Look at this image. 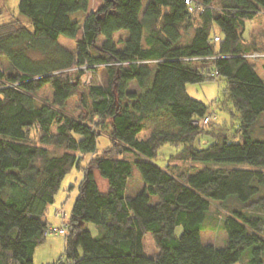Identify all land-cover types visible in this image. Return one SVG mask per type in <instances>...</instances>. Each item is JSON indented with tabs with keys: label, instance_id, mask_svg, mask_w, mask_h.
<instances>
[{
	"label": "trees",
	"instance_id": "16d2710c",
	"mask_svg": "<svg viewBox=\"0 0 264 264\" xmlns=\"http://www.w3.org/2000/svg\"><path fill=\"white\" fill-rule=\"evenodd\" d=\"M143 1L104 0L81 23L72 14L87 12L91 0H20L26 21L14 15L0 21V58L11 67L0 63V264H34L49 234L48 208L79 164L77 153L92 157L83 168L64 253L53 264H235L243 254L249 264H264V140L251 136L264 112V81L244 56L264 50L245 46L241 29L264 10V0H149L145 7ZM122 31L128 36L119 48L115 35ZM61 36L75 40L76 50L63 46ZM211 56L223 57L191 60ZM99 66L108 83L91 84L81 96L89 117L69 116L63 110L81 92L85 67ZM217 77L227 80L240 117L236 137L206 128L209 107L187 92L188 84ZM132 81L139 90L130 89ZM46 85L53 99L39 105L36 93ZM148 123L152 130L141 139ZM108 128L112 145L94 156ZM205 137L207 144L198 147ZM167 143L183 146L178 159L205 167L159 166L153 159ZM49 146L64 151L55 154ZM235 163L253 167L226 166ZM135 167L144 186L129 195ZM96 172L107 180L106 190ZM230 196L259 211L233 210L223 219L226 245L204 244L211 201ZM85 223L98 225V235L83 229ZM149 233L154 256L145 251Z\"/></svg>",
	"mask_w": 264,
	"mask_h": 264
},
{
	"label": "rangeland",
	"instance_id": "374dc122",
	"mask_svg": "<svg viewBox=\"0 0 264 264\" xmlns=\"http://www.w3.org/2000/svg\"><path fill=\"white\" fill-rule=\"evenodd\" d=\"M149 0H144V7L148 3ZM104 0H91L90 2V9L93 7L94 9L99 8L102 5ZM0 3H5L7 6L8 11H15L17 14L19 12V3L20 0H0ZM87 12L78 11L72 14V18L78 19L81 23L83 22L84 18L86 17ZM23 16V15H21ZM255 19L252 21H247L245 31L244 27L241 28L243 31V37L245 39H250V30L255 24L254 33L258 36L260 40L261 38L264 41V10L257 13L255 15ZM25 17V16H24ZM27 18V17H26ZM4 19V18H3ZM198 22V19H196ZM192 28L188 31L187 29L184 30L183 40H187V38L191 34ZM128 36L127 31L119 32L115 35V41L118 42V47L123 46V40L126 39ZM255 37V39L260 42V40ZM122 40V41H120ZM60 43L65 46L66 48L75 51L76 50V41L73 39L66 38L61 36ZM102 38L99 39V44L102 42ZM258 44V43H257ZM4 57V56H3ZM5 59H1L2 68L6 71L10 70V64L6 57ZM252 60V59H250ZM255 62L257 66V71L260 74V77L264 81V55L258 59L252 60ZM150 68H155L153 63L149 64ZM85 75L81 77V92L77 95L71 97L65 108L64 112L69 114V116L75 118H88L90 115V109L83 103L81 100V96L87 94L88 86L91 84H98V85H107L108 83V74L105 68L99 66L94 69H86L85 68ZM227 80L223 77H217L214 79H208L202 83L198 84H188L187 85V92L188 94L205 103L209 107V114L212 115L211 122L206 125V128L212 130L215 133H226L230 137H236L238 135V131L234 129L240 125V117L238 111L234 108L233 102L229 99L227 95ZM130 89L132 90H139V86L136 81H132L129 84ZM53 88L51 85L44 86L41 90L36 93V101L37 103L43 104L46 102H51L53 99ZM89 104V103H88ZM232 111V112H231ZM234 114V115H233ZM56 125L53 127V131H55ZM111 128H108L107 131H104L103 134L99 136L97 151L94 156H101L103 152L109 148L112 144L111 137L109 135ZM152 130V124L148 123L147 130H143L139 137L141 139H146L150 131ZM34 137V134H32ZM251 136L256 139L264 140V112L261 114L259 119L255 122L252 127ZM206 138V137H205ZM206 139H202L199 142H196L198 147L205 146L207 144ZM53 153L59 154L64 151L63 148L49 146ZM183 151L182 145L176 144H164L160 147L157 156L153 159V162L158 164L161 167L167 166L174 167V164L178 166V169L183 172H192L196 170H200L205 167L204 163L201 162H193L187 159H178ZM80 156L79 164L75 165L64 177L63 182L61 184L60 190L55 196V201L51 205L49 209V213L47 214V219L52 220L53 216V208H63L64 211L67 213V217L70 216L74 201L78 195L79 185L82 180L83 176V168L88 165L90 158L92 157L91 153H77ZM126 158L131 160H135L136 156L132 153L125 154ZM211 166V165H210ZM219 165L213 164L212 167H218ZM228 167H241V168H252L253 166L248 164H226ZM96 179L100 185L102 190H106L108 188V183L105 178L99 175L96 172ZM144 181L142 179L140 171L135 167L133 171L132 177L129 179V185L127 189V193L129 195H135L143 188ZM264 196V188L260 194ZM259 197V196H258ZM158 198L156 196H152V202L156 203ZM235 209H243L245 212L256 213L259 210L255 209L254 205H243L242 203L238 202L235 197L230 196L225 201L220 200H213L211 201V206L207 218L203 225L202 230V240L204 244H212L217 247H222L226 245L228 234L223 228V219L230 215V213ZM262 214V213H261ZM53 222V221H51ZM57 223V222H56ZM59 227V226H58ZM58 227H55L57 229ZM83 229H87L91 231V233L95 236L98 235L99 227L95 223H85L83 224ZM182 227L179 226L176 229V234L180 236L182 234ZM264 235V232H263ZM64 238L65 234L59 233L56 231H52L47 235V238L44 242L37 246L34 254V264H53L57 262L59 258L62 257L64 253ZM61 240L60 244H58L57 240ZM144 246L145 251L148 255L154 256L157 254L158 249L154 242L153 236L149 233L144 238ZM58 252V253H57ZM249 256L247 254H243L240 261L235 264H249Z\"/></svg>",
	"mask_w": 264,
	"mask_h": 264
},
{
	"label": "crops",
	"instance_id": "0c3cea01",
	"mask_svg": "<svg viewBox=\"0 0 264 264\" xmlns=\"http://www.w3.org/2000/svg\"><path fill=\"white\" fill-rule=\"evenodd\" d=\"M97 2H98V0H96ZM103 3V2H102ZM0 5L1 6H3V9H4V13L2 14V15H0V21H7L8 19H10V17H11V15H14V16H16L17 18H20L21 20H23V21H26L25 20V18L23 17V16H21V14H17L15 11H8V9H10V8H8L7 9V6H6V4L5 3H0ZM94 10H96V9H94L93 7L90 9V4H89V8H88V11H87V14L88 13H90L91 11H94ZM86 14V15H87ZM255 17L256 16H254L252 19H248V20H246V22H245V25H244V31H245V27H246V23H247V21H252L253 19H255ZM4 18V19H3ZM255 24H257V23H254V26L252 27V29L250 30V39H245L244 37V45L245 46H247V47H249V48H251V49H253V48H260V49H262V50H264V41H263V39L261 38V40L258 38V37H261V36H258L257 37V35L254 33V30H255ZM257 28H258V24H257ZM242 33H243V31H242ZM255 37H257L259 40H260V42H258V40L257 39H255ZM258 43V44H257ZM1 59H5L4 57H1L0 58V61H1ZM1 63V62H0ZM256 65V64H255ZM256 70H257V66H256ZM258 72V71H257ZM259 74V73H258ZM260 75V74H259ZM144 186V185H143ZM50 207H51V205L49 206V208H48V211H47V214L49 213V209H50ZM57 209H59V207L58 208H53V216H52V220H48L49 221V225H50V227L51 226H53V227H61V225H62V223H63V220L60 218V216H58L57 214H56V210ZM68 219H69V217H68ZM51 221H53V222H51ZM57 222V223H56ZM55 242H57L58 244H60V242H61V240L59 239V240H57V241H55ZM58 253V252H57Z\"/></svg>",
	"mask_w": 264,
	"mask_h": 264
},
{
	"label": "built area",
	"instance_id": "2783aa9c",
	"mask_svg": "<svg viewBox=\"0 0 264 264\" xmlns=\"http://www.w3.org/2000/svg\"><path fill=\"white\" fill-rule=\"evenodd\" d=\"M186 3H191V0H186ZM221 40L220 36L219 35H215L214 36V42H219ZM264 55V51L263 53H260V52H253V53H250V54H246L244 55L245 57L249 58V59H252V60H255V59H258L260 57H262ZM223 56H211V57H193L191 58V60H194V61H201V60H207V59H216V58H221ZM146 63H150L148 61H146ZM86 68V67H85ZM215 74L217 75L218 72H215ZM212 115L210 116H207L206 118H204L203 120V124L204 125H207L209 124V122H211V117ZM56 214L58 216H60V218L63 220V223L61 225V227H58L57 229H55V227L51 226L49 228V231L48 233L52 232V231H56V232H59V233H67V230H68V217H67V213L64 211L63 208H59L56 210Z\"/></svg>",
	"mask_w": 264,
	"mask_h": 264
}]
</instances>
